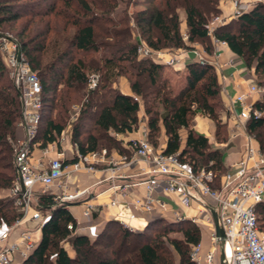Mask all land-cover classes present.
<instances>
[{"label":"trees","instance_id":"obj_1","mask_svg":"<svg viewBox=\"0 0 264 264\" xmlns=\"http://www.w3.org/2000/svg\"><path fill=\"white\" fill-rule=\"evenodd\" d=\"M136 1L145 5L133 18L149 47L191 48L190 44L201 41L208 53L214 52L208 25L220 13L222 0ZM118 6V0H0V31L4 25L16 26L25 19L16 37L42 84L43 106L34 142L41 147L59 142L70 107L81 99L84 101L72 125L71 140L82 155L100 151L105 142L118 143L119 134L136 131L140 101L112 85L124 74L132 93L145 103L151 144H159L164 129L167 141L163 153L177 154L195 171L211 169L215 173L213 186L218 187L228 170L223 151L211 148L209 137L199 133L192 122L197 112H203L216 121V134H221L224 124L219 119L218 100L222 85L217 71L208 62H190L186 87L176 94L163 73L165 65L139 57L141 43L133 40L129 18L116 12ZM180 10L185 12L187 39L181 31ZM236 21V29L231 23L223 24L214 35L249 67L254 63L258 79L264 82V3L243 12ZM93 53H100V58L87 60L86 56ZM92 61L101 65L94 67ZM91 71L99 74V80L95 87L86 89ZM255 107L264 112V95ZM21 111L20 94L0 52V194L11 188L17 176L13 157ZM246 128L264 147V114L251 116ZM182 129L186 130L184 144ZM77 160H65L64 164ZM38 203L49 218L41 229L40 241L20 264H175L174 251L179 264H194L191 250L202 240L201 229L194 222H170L163 217L149 221L142 230L109 220L91 238L75 233L77 220L66 204H58L55 194H40ZM256 210L264 230V202ZM22 217L12 198L0 196V223L12 225ZM71 223L73 230L68 227ZM158 224H164L162 230L154 229ZM174 226H178L181 237L170 235ZM66 244L75 256L69 254Z\"/></svg>","mask_w":264,"mask_h":264},{"label":"built area","instance_id":"obj_2","mask_svg":"<svg viewBox=\"0 0 264 264\" xmlns=\"http://www.w3.org/2000/svg\"><path fill=\"white\" fill-rule=\"evenodd\" d=\"M232 2L235 8L233 17L239 16L249 8L248 3L240 0H232ZM225 23L226 19L221 16L209 23L208 29L213 43L226 44L214 35L215 29ZM187 37L188 35L184 34V39ZM0 52L13 84L20 94L22 111L18 126L24 130V135L17 136L14 143L13 164L17 176L8 190L9 197L23 212V217L12 225L6 226L5 223H0V264H14L13 255L19 244L11 243L9 239L15 225L25 220H38V229H42L43 223L49 218V213L44 214L41 210L38 197L61 182L68 174L66 169L69 165L73 170L84 168L94 172L98 165L107 163L110 170L116 174L117 168H128L140 160L148 166V171L144 172L143 169L144 173L150 174L148 179L114 186L117 190H128L135 185H145L147 190L145 197L126 201L127 207L133 209L131 218L136 217L135 209L151 212L153 203L163 209L167 208L166 202L152 196L155 190L174 194L182 205L198 208L202 217L193 216L189 219L195 224L201 222L209 230V247H204L203 240L192 247L190 256L194 264H264V230L259 226L256 210L257 205L264 202V147L246 128V122L251 116L264 114L255 107V103L262 100L264 95L260 87L251 84L231 98L230 110L237 119L235 125L239 131L234 133L233 137L243 133L246 141L242 157L227 167L228 170L222 176L218 187L213 186L215 173L211 169L202 168L195 171L191 166L183 163L177 154H165L162 149L156 150L148 139L146 124L142 133L129 142L130 152L121 153L118 157L111 155L106 149L82 155L75 144L74 158L78 157L77 161L65 165V159L58 157L51 159L46 165L43 161L38 163L33 161V151L38 144L34 140L38 133L43 106L40 77L29 64L20 41L11 34L0 31ZM138 52L141 56H151L153 61L168 66H174L181 60V53L178 51L155 50L145 43H141ZM195 54L198 57L196 61L207 62L199 50H195ZM98 80L99 75H91L89 86L95 87ZM133 96L140 101L138 96ZM48 152L49 148L44 149L45 154ZM38 186L40 190L37 194L35 191ZM87 191L88 189L75 193L63 191L60 195H56V200L58 204H65L77 200ZM116 202L114 199L113 204ZM93 211L94 207L87 205L84 209V217L91 220ZM214 212L217 213L221 227L224 229V237L217 235ZM120 223L129 227L124 221ZM68 227L74 229L72 223ZM84 228L85 226L77 224L74 231L79 233V230ZM33 235V230L21 234L24 258L36 246ZM219 246L220 253H218ZM222 253L224 259L221 262Z\"/></svg>","mask_w":264,"mask_h":264},{"label":"crops","instance_id":"obj_3","mask_svg":"<svg viewBox=\"0 0 264 264\" xmlns=\"http://www.w3.org/2000/svg\"><path fill=\"white\" fill-rule=\"evenodd\" d=\"M220 9L222 11L221 17L225 19H227V17L231 18L235 10L234 5L230 0H222L220 2ZM213 44L215 51L212 54L200 49L199 51L202 53L207 62L217 67L218 79L222 85L221 91L223 92L226 101L230 105L231 98L237 94L240 91H238V89L242 87V85H240L238 82L244 80L243 77L247 74L246 72V74L244 73L246 67L242 62H234L232 58H235L234 56L237 55L229 48L227 44ZM194 55H196L195 51ZM180 56L182 57L183 53ZM227 57L231 58L229 59ZM192 61H196V59H192ZM192 61H188L187 63L186 58H184V61L180 60V62L172 67H175L177 70L180 68L183 69ZM250 84L252 83H247L245 88L241 89V91L246 89ZM121 92L134 95L130 86L128 85L124 86L121 89ZM143 126L144 124L140 125L136 131L128 133L127 135H117L121 141V144L130 150L129 142L142 133ZM204 126L205 125H201V127L195 126V129L202 134H206L204 132ZM23 135L24 130L18 126L17 136L22 137ZM185 137L186 133L184 137L182 136V138L185 140ZM240 138L241 139L239 141H234L231 146L223 150L224 161L227 167L234 161L240 159L243 155L244 143L246 139L244 134H242V137ZM162 140L163 147H165L167 137L166 139L163 137ZM46 148H49V152L47 154L44 153V149ZM75 152L76 149L73 145V142L68 136V138L62 139L60 148L56 146L55 143H51L46 147H41L38 143L33 151V161L35 163L43 161L46 165H48L51 159L58 157H62L65 160H71L74 158ZM110 154L118 157L121 155V152L114 150V152ZM143 169H145L144 172L148 171L147 164L142 160L138 161V163L132 164L128 168H117L116 174L110 170V166L107 163L98 165L96 171L94 172L87 171L84 168L81 170H73L72 166L69 165L66 169L68 174L64 176V178L67 177L66 180L64 181L62 179L61 182L53 186L55 190H53L51 193L56 195L59 190L62 192L64 191L65 193H75L77 191L88 189L85 194H83L77 200L68 202L69 204H66V206L77 220V224L79 226H85L84 229L79 230V234H86L90 237H94L100 231V227L104 226L109 220L124 221L132 229L142 230L149 221L158 217L177 219L190 218L198 215L199 211L196 206H184L180 203L176 195L165 193L162 190H155L152 192V196L154 198H160L166 202L167 208L163 209L156 203H153V209L151 212H143L135 209L136 217L131 218L130 214L133 212V209L127 207L126 201H133L136 198L145 197L147 192L145 185H135L130 187L128 190H117V188L114 186L119 184L124 185L126 183L133 184L148 179L150 174L144 173ZM56 189H58V191H56ZM37 190H40V186L37 187ZM0 196L4 197L2 195ZM114 199L117 201L115 204H113ZM87 205H92L94 207L93 217L91 220H87L84 217V209ZM38 224V220H25L15 225V229H12L9 240L11 243L19 244L13 255L14 264H20L25 259L22 255L24 244L21 242V234L24 231L33 230V234L36 236V245L40 241L41 230L38 229ZM202 240L204 242V247L208 248V239L204 241L202 236ZM66 248H68L67 250L71 256L76 255L75 251L69 244H67Z\"/></svg>","mask_w":264,"mask_h":264},{"label":"rangeland","instance_id":"obj_4","mask_svg":"<svg viewBox=\"0 0 264 264\" xmlns=\"http://www.w3.org/2000/svg\"><path fill=\"white\" fill-rule=\"evenodd\" d=\"M118 1H119V6L117 7L116 12L119 15L123 16L124 18H126V17L129 18L128 25L131 28L133 40H135V41L138 40L140 43H142V44L145 43L147 45V43L144 41V39L140 37V35H139V29L135 25V21H134V18H133V15L138 10L143 9L145 7V5L144 4H140V3H136L137 2L136 0H133V1L118 0ZM139 1H144V0H139ZM230 1H232V0H230ZM240 1L243 2V3H248L249 4V8L247 10H245V12L246 11H249L250 9H252L258 3H264V0H240ZM221 13H222V11L220 10V13H218L217 15H215V16H213L211 18L210 23L212 21H214V19H216V17L222 16ZM180 16L182 18V22H181V31H182V34L183 35L184 34L187 35V26H186V21H185V12H184V10H180ZM233 16H234V14H233ZM233 16L231 18L230 17H227L225 24L231 23L232 26H233V28L236 29V26H237L236 19L238 18V16L237 17H233ZM24 21H25V19L21 20L19 22V24H17L16 26H13V25H4L3 27H1V30H2L3 33L11 34L15 38H17L16 37L17 36V30L19 29L21 23H23ZM212 42H213V40H212ZM190 45H191V48H180V49L164 48L162 50H173L175 52L178 51L181 54L183 53V56L181 57L182 58L181 60L184 61V58H186L187 63H188V61H192V59H196L197 60L198 57L196 55H194V51L195 50H199L200 49V50H203V51L207 52L205 50L206 49V45L203 44L201 41L194 42V43H192ZM209 54H212V53H209ZM139 57H141V58L150 57L152 59L151 56H141V55H139ZM234 57L235 58H232V59L234 60L235 63H240V62L243 63V65L246 67L244 73L245 72L247 73V74L245 73L246 75L243 77L244 80H241V81L238 82L240 85H242V87H240L238 89V91L239 90L241 91V89L245 88V86L247 85V83L250 82V83L256 84L258 87H260L261 90L264 93V82H262L263 80L258 79V77H257V75L255 73L254 63H253L252 66L249 67L247 65L245 59H243V58H241L239 56H234ZM97 58H100V53H93V54H90V55H87L86 56V59L87 60H90V59L97 60ZM227 58H229V57H227ZM91 64L94 67H96V65H99V66L101 65V64L97 63L96 61H92ZM214 69H215V71H217V67L214 66ZM187 72H188L187 66L185 68H183V69L180 68V69L177 70L175 67L165 65V68L163 69V73H164L165 77L168 78L169 85H170V87H172L173 92H175L176 94L180 93L181 91H183L185 89L186 84H187ZM93 74H97V73L91 71L90 72V77ZM97 75H99V74H97ZM112 85L115 88H117L118 90H121L124 86H127V85L130 86V82H129V80H128V78H127L126 75L121 74V75L118 76V78L115 79V81L113 82ZM89 88H90V86L87 85L86 86V89H89ZM221 90H222V87H221ZM221 90H220L219 100H218V103H219V107H218L219 119H221L222 123L224 124L223 125V128H222V131H221V134L219 136L216 134V132H217L216 121L214 119L210 118L207 114H205L203 112H197V114L194 116L192 122H193L194 128L201 127V125H205L204 126V132L206 134H204V135H207L209 137L210 143H211V148H213V149L214 148H220L223 151L227 147L231 146V144L234 143V141H239L241 139L240 137H242V134L243 133H241V131H240L241 134L238 136V138L233 137V134L234 133L239 132L237 130V126L235 125L237 119L234 116V113L230 110V105L226 101V98L224 97V94H223V92ZM83 101H84V99H81L80 102L73 103L72 106L70 107V109H69V116H68V119H67V125H66V127H65V129L63 131V134L61 135V137L59 139V142H55L56 146H58L59 148L61 147L62 138L66 139L69 136V138L71 140L72 125H74V123L79 118L80 107H81V103ZM140 106L141 107H140V110H139V120H140L139 126L140 125H143V124H146L147 121H148V118H149L148 117V114L146 113V110H145V103H144V101L142 99L140 100ZM158 108L160 110L162 109L160 105H158ZM55 114H56V111L54 112V115ZM41 127H42L41 130H42L43 127H44V123L42 124ZM90 127H92V126H90ZM185 133H186V130L185 129H182L181 130V134H182L183 137H184ZM116 137L119 140L118 143H116V144L115 143L109 144V143L105 142V146L100 151L106 149L109 153H112V152H114V150H118L117 148H120V150L121 149L125 150L124 153L125 152L126 153L127 152H130V150H128V148L126 146H124L123 144H121L120 139L118 138V136H116ZM163 137L165 139L167 137L166 134H165L164 129L161 131V135H160V139H159V144L156 145V146H154V148L156 150H159V149L163 148V140H162ZM182 140H183V144H184V139L182 138ZM73 145L75 146L74 143H73ZM66 178H63V180L65 181ZM53 188L54 187H51L48 190V192H50V193L53 192V190H55V188L54 189ZM56 191H58V189H56ZM35 192L38 194V190L37 189H36ZM8 193H9L8 190H3L0 195L5 196V197L6 196L8 197L9 196ZM61 193H62V191L59 190V192L56 195H60ZM196 217L197 218L198 217H202V215L198 213V215H196ZM163 218L166 221H170V222L179 221V220H182V219H188V220H190L189 218H177V219H170V218H165V217H163ZM27 224H28V222H27ZM5 225L7 226V224H5ZM197 225L201 229V232H202V236H203L204 241L206 239H208V243H209V237H208L209 230H208V228L206 226H204L201 222H199V224H197ZM6 226H5V228H6ZM163 227H164V224H158L156 226V228H154V229L162 230ZM103 228H104V226H101L100 227V231ZM178 229H179L178 226L170 227V230H169L170 231V235L171 236H176V237H181L182 234H181L180 231H178ZM35 237L36 236H34V240H35ZM66 246H67V244H66ZM220 251H221V248L219 246L218 253H220ZM174 255H175V260H176L175 264H179V255L175 251H174Z\"/></svg>","mask_w":264,"mask_h":264},{"label":"water","instance_id":"obj_5","mask_svg":"<svg viewBox=\"0 0 264 264\" xmlns=\"http://www.w3.org/2000/svg\"><path fill=\"white\" fill-rule=\"evenodd\" d=\"M65 204H69L68 202L65 203ZM213 217H214V223H215V227H216V231H217V235L219 237H224L225 236V232H224V229L221 227V224H220V221H219V217L217 215L216 212L213 213ZM159 218V217H158ZM156 219V218H155ZM154 220V219H153ZM46 222V221H45ZM44 222V223H45ZM43 223V225H44ZM43 227V226H42ZM224 259V254L222 253L221 254V262L223 261Z\"/></svg>","mask_w":264,"mask_h":264}]
</instances>
